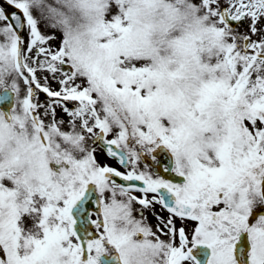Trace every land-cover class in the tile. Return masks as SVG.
I'll return each mask as SVG.
<instances>
[{"label":"snow or ice","instance_id":"snow-or-ice-1","mask_svg":"<svg viewBox=\"0 0 264 264\" xmlns=\"http://www.w3.org/2000/svg\"><path fill=\"white\" fill-rule=\"evenodd\" d=\"M0 264H264V0H0Z\"/></svg>","mask_w":264,"mask_h":264}]
</instances>
